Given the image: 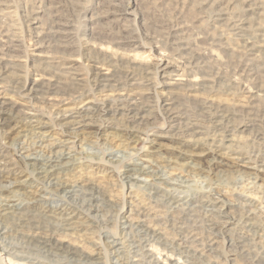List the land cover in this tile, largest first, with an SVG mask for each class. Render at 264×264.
I'll use <instances>...</instances> for the list:
<instances>
[{
    "label": "bare ground",
    "instance_id": "bare-ground-1",
    "mask_svg": "<svg viewBox=\"0 0 264 264\" xmlns=\"http://www.w3.org/2000/svg\"><path fill=\"white\" fill-rule=\"evenodd\" d=\"M103 1L108 7L116 6L115 0ZM199 1L211 28L217 30L216 36L226 40L225 49L246 58L249 75H261L264 72V0ZM86 4L80 5L81 13L91 11ZM12 7L0 1V26L5 32H1L0 50L9 52L16 51L8 29L13 21ZM111 14L119 24L131 15L120 11ZM33 20L36 31L30 52L33 59L31 72L24 75L25 81L24 73H18L19 78L14 80L15 73L10 71L21 65L7 61L0 54V132L3 128H20V124L25 123L31 127L28 132L32 133L34 142L32 148L21 145L16 154L24 163L23 170L14 154L0 150V249L6 258L20 264H222L219 243L225 239L227 245L234 248L233 253L237 248L253 264H264V221L247 207H241L236 216L232 210L236 205L216 192L221 189L219 184L213 189L211 182L209 194L196 190L186 199L177 194L179 189L175 185L170 186L188 187L184 170L179 167L167 165L162 169L137 164L132 153L121 156L118 161L113 157L108 159L113 156L111 149L102 152L101 157H94L96 152H77L71 146L80 135L92 134L90 128H96V135H101L109 122L116 121L123 129L121 137L144 141L142 152H155L158 139H179L196 147L204 146V164L212 165L221 163L218 159L223 158L222 149H233L239 153L235 159L240 167L257 178L264 174V146L249 153L243 151L242 144L233 142L238 137L237 131L244 132L250 127L259 128L258 137L264 140V127H261L264 113L256 110L255 105L258 91L245 87L246 91L243 89L244 94L235 102L217 96L221 85L210 75L206 57L200 56L205 52H193L186 47L183 50L188 58H183L188 59L189 66L160 59L152 66L151 80L155 89L163 85L175 87L185 91L188 100L202 102L207 110L204 119L212 126L203 125L198 118L183 116L169 99H163L157 110L149 111L140 107L144 92L137 90L139 84L117 78V71L124 64L134 68L142 66L137 58H129L118 49L93 46L100 57L93 62L88 74L79 71L82 63L72 55L79 52L82 43L89 47L83 37L93 18L83 21L82 27L59 18L47 25L39 18ZM47 48L55 49V54L45 51ZM197 91L211 95L204 97ZM241 113L251 118L249 123L238 127L235 123ZM52 124L60 127L68 139L44 146L41 142L49 141L45 140L49 136L45 130ZM56 147L61 150L56 151ZM188 160L185 166L191 169L198 166L191 161L192 157ZM81 163L84 167L112 165L122 184L130 185L127 186L130 191L140 188L136 183L142 175L148 176L153 188L146 191V194L149 192L147 202L137 207L129 204L128 215L132 218L122 216L127 212L123 206L118 224L111 228L97 225L100 219L107 220V211L101 208L97 187L87 186L71 176L76 170L73 166ZM184 165L178 166L183 168ZM25 177V186L54 196L60 203L40 212L24 209L15 189L23 187L25 181L21 179ZM232 224H236L238 231L225 238L224 229L231 231ZM95 228L101 229L100 235ZM88 243L97 250L94 254L85 253L84 245ZM101 248L105 250L107 262L98 251ZM154 248L164 252L162 260Z\"/></svg>",
    "mask_w": 264,
    "mask_h": 264
},
{
    "label": "rangeland",
    "instance_id": "rangeland-1",
    "mask_svg": "<svg viewBox=\"0 0 264 264\" xmlns=\"http://www.w3.org/2000/svg\"><path fill=\"white\" fill-rule=\"evenodd\" d=\"M0 1L11 4V6H13L12 10L14 11L12 17L13 21L8 26V29L11 34H9V36L13 38L12 45H15L14 48L16 51L9 52L7 49L4 50L3 48L0 50V54L3 55L7 61H13L16 65H21L19 67L17 66L18 68L15 66L10 70L12 73H15L14 80L19 78L18 73H24L22 76L25 81V74L31 72L33 57L30 55V52L33 49V34L36 32L34 31L35 25H33V19L39 18L42 24L45 23V25H47L59 18L62 21L71 22V24L75 26L78 25V27H82L83 21L85 22V20L93 18V22L88 23L87 32L85 37H83L87 42L86 46L88 45L89 47H85L81 42L82 45L79 52L73 53L74 55H72V57L79 59L82 63V68L79 71L82 70L81 73L84 75L88 74L92 69L93 62L100 57L99 52L93 49V46H102L109 50L118 49V52L126 54L129 58H137V61L142 65H139L141 68L136 66L135 68L137 69L134 70V66L129 67L124 64L119 67L117 78L123 82L136 81L137 84H139L137 90H143L144 92L143 99L140 101L141 108L146 110L149 109V111L157 110L163 99H169L177 108L176 110L182 113L183 116L195 118V120L198 118L197 120H200L203 125L208 127L212 126L211 123L207 121L208 119H204V117L207 116V110L203 107L202 102L188 100L185 96L186 92L179 91L175 89V87L163 85L155 89L154 82L151 80L153 72L152 66L156 65L160 59L171 60L175 63H182L189 66V64L186 63L188 62V57L183 48L190 47V50L193 52H197L198 50L205 52L200 54V56L202 58L206 57L210 75L215 79L217 78L216 83L221 85V87H219L220 85L217 86L220 90L219 93H216L217 96L224 97L230 102H235L244 94L243 89L247 87V89L251 91H258L255 102L256 110L264 113V72L261 73V75H256V77L251 73L249 75L245 66L247 64L246 58L242 54L235 55L225 49L226 40L216 36L217 30L211 28L212 24L208 20L206 11L201 9L199 0H115L116 6L111 7L104 4L105 2L103 0ZM85 3H87V7L91 9L87 14L81 13L80 5H85ZM114 11H116V13L120 11V13L123 14L130 13L131 15L127 17L125 22L119 24L114 22V16L111 14V12ZM92 31L93 35L91 36ZM1 32L5 33L4 29L1 30L0 26V36L2 35ZM119 42H122V44L119 45ZM140 45L144 47L140 49L138 47ZM88 48H91V50H88ZM45 51L55 54V49L53 48H47ZM137 53H139V56L136 55ZM183 56L187 58L185 59ZM20 67L23 68L20 69ZM3 71L4 69H2V72ZM142 87L144 88L142 89ZM227 91L231 95H225L228 94ZM7 93L14 95L12 91H7ZM197 94L204 97H210L211 95L203 93V91H197ZM250 116L251 115L247 113H241L235 124L239 127V124L245 125L246 122L249 123ZM235 124L234 126L236 128ZM19 127L20 128H14L12 130L3 128V131L0 132V150L14 154L19 168L23 170L24 163L18 156L16 157V154L19 152V149H21V145L32 148L34 142L32 133L28 132L31 127H28L25 123H21ZM261 127H264V124ZM120 128V122L116 121L109 122L108 127H106L104 133L101 135H96V133H98L96 132V128H90L93 132L92 134L84 133L80 135L78 140H74V144L71 146H73V149L77 152H96L93 154L94 157L99 155L101 157L102 152L111 149L113 156L108 157V159L113 157V160L118 161L121 156H127L128 153H132L135 155L133 160L136 161L137 164H144L153 168L160 166L162 169L166 168L167 165L179 167V169L184 170V174L186 175L184 179L187 180L186 185H188V187L179 188L176 184L170 185L172 188L176 186L177 189L185 191L182 192L178 190L176 191L177 194L187 199L189 198L188 194L196 190H201L207 192V195L211 190L210 183L213 182V189L219 184L221 189H217L216 192L224 194L225 199L230 200L236 205L232 207L236 216L239 214L241 207H247L248 209H253L255 213L257 212L256 214L261 217L260 220L262 222L264 221V174H260V177L257 178L255 175L252 177L249 176V173L247 174V171L241 168V165L237 163L235 158L238 157L239 153L233 149L225 148L226 150L222 149L220 151L221 154H223V158H219L220 160L218 159V161L221 163H214L212 165L209 163L204 164V158L202 156L206 148L202 145L196 147L179 139H158L155 152L153 150V153H149L148 151L142 152L145 147L144 141L138 138L126 140L124 137H121L123 129ZM257 130H259V128L254 129L250 127V129L244 132L237 131L238 137H236V141L233 143L238 145L242 144L241 146L244 148L243 151L249 153L257 152L264 146V140H260L262 136L258 137V135L261 134H258ZM45 131L49 133V136L46 137L45 140L47 139L49 141L41 142L44 146L53 145V143L57 144L68 139V137L64 136L61 132V128L55 124H52V127ZM141 137H143V135ZM37 149L40 150L41 148L37 147ZM55 150H61V147H56ZM189 157H192L191 161H194L198 165L197 167L191 169L185 166L188 164L187 161H189ZM180 164L185 165L182 168L178 166ZM97 167L100 168L97 169ZM73 168L76 169L72 171L71 176L73 178H78L80 182L85 183L87 186L93 185L97 187L101 208L107 211V213H105L108 216L107 220L102 218L97 222V225L103 228H111L118 224V215L123 206L125 208L124 210H127V212L125 211L123 215H121L132 218L133 216L131 217L128 215L130 210L129 204L131 203L135 207L139 204L144 205L145 202H147V194L149 193L146 194V191L153 188L150 178L142 175L140 177L141 181L139 180L136 183L140 188L130 191V189L127 188V186L130 185L127 184L124 186L122 184L117 173L113 172L114 169L112 165L97 164L84 167V164L81 163V165L73 166ZM175 173H177V171ZM25 179L26 177L21 179V181H25ZM26 183L25 181L22 188L15 190L18 192V195L20 194V202H22V206L24 209H27V211L34 210L40 212L42 210H48L46 207H56V205L60 203L56 201L54 196L45 194L35 187L25 186ZM158 186L165 188L163 184H159ZM217 196L218 195H215L214 197ZM229 228L232 230L228 231V229H224L225 238H227L228 234H235L238 231L236 224H232ZM95 231L97 235H100L102 232L99 228H95ZM84 247L85 253L87 254H94L95 251H97L94 250L95 247H92L90 243L84 245ZM219 247L221 255L220 262H222V264H253L252 261L242 255L237 248H235V252L233 253L234 248L227 245L225 239L220 241ZM154 249V251L158 253L157 256L162 260L164 252H161L157 248ZM98 251L103 254L104 261L107 262V257L104 255L105 250L101 248ZM92 258H95V255H93ZM0 260V264H20L19 262L14 263L6 258V255H4L1 249Z\"/></svg>",
    "mask_w": 264,
    "mask_h": 264
}]
</instances>
